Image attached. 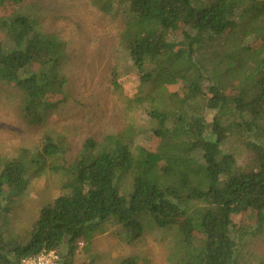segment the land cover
Here are the masks:
<instances>
[{
  "label": "trees",
  "instance_id": "obj_1",
  "mask_svg": "<svg viewBox=\"0 0 264 264\" xmlns=\"http://www.w3.org/2000/svg\"><path fill=\"white\" fill-rule=\"evenodd\" d=\"M93 1L122 21V53L139 78L130 110L141 124L89 139L68 165L62 138L48 135L36 151L2 161L0 264L64 248L60 264H76L80 245L89 249L114 225L130 243L154 227L174 229L168 264H247L241 240L264 228V0ZM39 24L21 13L0 17V82L19 91L33 126L58 109L69 84L67 43ZM207 110L217 112L212 123ZM144 133L150 145L137 142ZM231 136L246 152L242 165L223 149ZM33 169L65 176L61 194L16 231L11 203ZM247 211L254 230L234 220Z\"/></svg>",
  "mask_w": 264,
  "mask_h": 264
},
{
  "label": "rangeland",
  "instance_id": "obj_2",
  "mask_svg": "<svg viewBox=\"0 0 264 264\" xmlns=\"http://www.w3.org/2000/svg\"><path fill=\"white\" fill-rule=\"evenodd\" d=\"M17 13L33 17L44 31L66 41L69 84L58 109L43 125L33 126L19 109V91L0 82V164L19 157L24 148L36 151L48 135L62 138L61 155L68 165L79 157L89 139L99 140L119 132L133 121L141 124L142 117L130 110L131 101L138 97L139 78L122 53L120 18L101 11L93 0H10L0 9V17ZM4 28L0 26V42L5 38ZM114 74L118 76L117 89ZM216 114L214 110L205 111L209 123ZM144 134L137 137V142L150 145L146 141L149 133ZM223 149L235 154L240 165L244 163L246 152L238 137L228 138ZM35 171H31L22 195L11 203L10 221L16 231L29 228L41 207L61 194L65 176L49 169ZM234 220L239 226H252V230L257 222L253 211L238 214ZM120 232L121 228L114 225L97 236L89 249L81 244L76 264H116L128 257L136 258L138 264H168L174 229H148L134 243L119 237ZM239 250L244 256L241 262H264V228L257 236L241 240ZM60 253L65 256L66 248Z\"/></svg>",
  "mask_w": 264,
  "mask_h": 264
},
{
  "label": "built area",
  "instance_id": "obj_3",
  "mask_svg": "<svg viewBox=\"0 0 264 264\" xmlns=\"http://www.w3.org/2000/svg\"><path fill=\"white\" fill-rule=\"evenodd\" d=\"M61 253L57 250L43 252L36 257L25 259L22 264H60Z\"/></svg>",
  "mask_w": 264,
  "mask_h": 264
}]
</instances>
